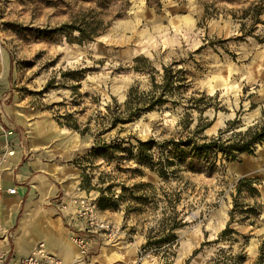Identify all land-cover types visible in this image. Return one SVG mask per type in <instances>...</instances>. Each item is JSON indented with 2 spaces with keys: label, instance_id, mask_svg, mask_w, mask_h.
Returning <instances> with one entry per match:
<instances>
[{
  "label": "rangeland",
  "instance_id": "rangeland-1",
  "mask_svg": "<svg viewBox=\"0 0 264 264\" xmlns=\"http://www.w3.org/2000/svg\"><path fill=\"white\" fill-rule=\"evenodd\" d=\"M251 4L262 10V24L248 35L241 17ZM74 28L86 36L95 28L97 35L79 44ZM166 67L182 78L166 104L108 131L95 127L105 107L122 104L131 87L146 95L160 85ZM5 80L27 109L55 124L45 150L57 149L54 161L78 171L81 192L97 200L99 189L113 186L104 196L116 200V209L99 211L116 224L117 238L97 241L93 261L238 264L243 256L239 264L256 262L264 241V144L233 162L213 154L211 173L180 171L167 181L87 154L95 142H228L264 126V0H0V85ZM68 117L81 130L90 122L91 131L80 135L59 125ZM84 175L89 190L81 187ZM240 179H256L258 197L245 190L237 196ZM233 198L259 206V213L247 219L236 213L229 222ZM173 217L182 225L175 242L142 249L165 234ZM228 223L231 240L217 241ZM5 235L10 243L15 236L12 229Z\"/></svg>",
  "mask_w": 264,
  "mask_h": 264
},
{
  "label": "crops",
  "instance_id": "crops-1",
  "mask_svg": "<svg viewBox=\"0 0 264 264\" xmlns=\"http://www.w3.org/2000/svg\"><path fill=\"white\" fill-rule=\"evenodd\" d=\"M4 67L8 69V64ZM54 126L42 113L35 114L27 109L24 101L9 92L6 80L2 82L0 127L12 131L9 140L14 150L3 168L0 193V226L4 231L12 229L15 235L11 243L0 235L1 250L9 254L12 247L5 264H17L40 241L67 264L76 254L70 236L78 230L80 222L72 216L73 208L62 212L57 201L86 194L79 189L78 171L71 165L54 161L57 160L55 155H59L57 149L45 150L54 140ZM29 129L33 138L29 137ZM11 188L16 189L14 195L7 193ZM16 237L19 238L18 247Z\"/></svg>",
  "mask_w": 264,
  "mask_h": 264
},
{
  "label": "trees",
  "instance_id": "trees-1",
  "mask_svg": "<svg viewBox=\"0 0 264 264\" xmlns=\"http://www.w3.org/2000/svg\"><path fill=\"white\" fill-rule=\"evenodd\" d=\"M253 11L254 13H252ZM242 13L241 21H243L244 26H250L251 30L248 32V35H251L255 28L259 24H262L260 20L262 10H257L256 6L254 7L251 4ZM73 30L79 33V38L76 40L79 44L97 35L95 28L91 30L90 36H86L85 30L82 28H74ZM181 79L179 71H174L171 67L163 68L162 83L160 85L154 84L152 86L153 90L146 95L140 94L135 87H131L127 93L126 100L122 104H114L113 108L109 105L105 107L106 114L101 117L102 122H97L95 127L100 128L103 126L102 128L108 131L115 128L118 124L125 125L131 123L142 114L162 107L169 101L166 97L171 95L174 90L181 88V85H179L182 81ZM104 121L108 122L107 126H104ZM89 123L87 122L86 126L81 130L76 121L68 117L65 123H59V125H64L68 129L75 130L80 135H84L91 131ZM92 136L96 138L98 134H93ZM126 143L127 147L124 146L123 140L109 143L95 142L87 154V158H102L108 164L116 163L117 165L122 162H128L138 166V168L132 171L133 174L140 176L141 172L139 168H145L155 173L161 180L167 181L169 179H178L180 171L191 173L205 171L211 173L215 167L213 162L215 157L213 154L220 153L223 158L232 162L236 160L237 155L243 153L253 154L257 144H264V126L257 130L248 129L240 138L228 142H222L218 138L199 142L192 137H188L185 140L177 142L163 141L156 143L154 140L141 141L135 139V144L131 142ZM154 149H156V154L153 152ZM90 180L91 178L88 175H84L81 187L87 190L91 189ZM255 184L256 179H240L235 189L237 196L245 190L249 197H258L259 194L254 187ZM112 187V185H109L104 189L98 190L100 197L97 198L96 204L99 210L116 209V200L110 196H104V193L109 192ZM122 189L124 191V188ZM259 209V206H242L233 198L229 222L233 220L236 213L244 217L243 219H247L250 214L257 215L259 213V211L257 213V210ZM229 224L220 232L217 241L224 239L231 240L230 235L235 232L229 228ZM181 226L180 223L175 221V217H173L170 226L165 230V234H161L160 238L154 241L148 240L142 249L149 248L151 245L174 243L177 239L175 231L180 229ZM236 260V263L239 264L244 260V257L238 256ZM254 264H264V241L259 247V255Z\"/></svg>",
  "mask_w": 264,
  "mask_h": 264
},
{
  "label": "built area",
  "instance_id": "built-area-1",
  "mask_svg": "<svg viewBox=\"0 0 264 264\" xmlns=\"http://www.w3.org/2000/svg\"><path fill=\"white\" fill-rule=\"evenodd\" d=\"M12 131L0 127V193L2 192L3 166L8 158L14 155V150L10 146L9 137ZM9 195L16 193L15 188L7 190ZM57 207L62 212L73 208L72 216L78 220L80 226L78 230L70 236L71 244L76 248V254L69 264H98L93 261L95 246L97 241L111 242L117 238L118 227L114 222L102 216L96 200L90 196H73L68 201L58 199ZM1 232V231H0ZM3 239H7L8 230L2 231ZM2 235V234H1ZM8 253L0 250V264H5L8 260ZM17 264H67L62 258L49 252L44 242H37L30 253L18 260ZM134 264H142L135 262Z\"/></svg>",
  "mask_w": 264,
  "mask_h": 264
},
{
  "label": "bare ground",
  "instance_id": "bare-ground-1",
  "mask_svg": "<svg viewBox=\"0 0 264 264\" xmlns=\"http://www.w3.org/2000/svg\"><path fill=\"white\" fill-rule=\"evenodd\" d=\"M11 157H12V156H11ZM11 157H10V158H11ZM6 165H7V164L5 163L4 166H3V168H4ZM20 227H21V226H20ZM19 234H20V233H19ZM18 239H19V238L16 237V240H15V243H16L17 247L19 246ZM46 249H47V248H46ZM0 250H1V248H0Z\"/></svg>",
  "mask_w": 264,
  "mask_h": 264
}]
</instances>
